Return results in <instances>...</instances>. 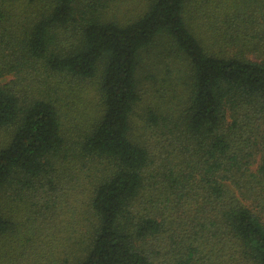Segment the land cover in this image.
Segmentation results:
<instances>
[{"label": "trees", "instance_id": "16d2710c", "mask_svg": "<svg viewBox=\"0 0 264 264\" xmlns=\"http://www.w3.org/2000/svg\"><path fill=\"white\" fill-rule=\"evenodd\" d=\"M4 133L0 264H264V0H0Z\"/></svg>", "mask_w": 264, "mask_h": 264}, {"label": "rangeland", "instance_id": "374dc122", "mask_svg": "<svg viewBox=\"0 0 264 264\" xmlns=\"http://www.w3.org/2000/svg\"><path fill=\"white\" fill-rule=\"evenodd\" d=\"M122 14L123 13H120V15ZM175 75L176 76H173V79L171 78V82L172 83L174 82L179 85V80H180V83H182V85L176 88L175 92L171 93V91H169L168 93H171V96L175 97L173 104L182 106L185 101V97H186L185 81L183 82V77H181L179 73H176ZM97 82L98 81H94L93 83L90 82V86L86 90L79 89V98L76 101L75 106H74L76 110L75 117H77L78 119L80 118V116H85L83 119L90 118L93 116V114H95L96 111H98L99 104H100V96L97 91V88L99 87L98 86L99 84ZM154 89L156 91V88ZM155 91L153 90L152 96H149V100H150V97L151 99L153 98L154 94L158 95L155 93ZM149 100H146V102L142 105L141 108L139 107L137 111V115L135 116L136 123L137 125H139L138 131H140L141 129V124L143 120L141 116L144 113L145 106H148ZM164 101H166V103L167 101L171 102L170 97H166ZM4 137H5V133L1 136L0 141L3 140Z\"/></svg>", "mask_w": 264, "mask_h": 264}]
</instances>
